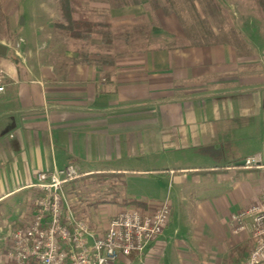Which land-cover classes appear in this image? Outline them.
Masks as SVG:
<instances>
[{
  "label": "crops",
  "instance_id": "obj_1",
  "mask_svg": "<svg viewBox=\"0 0 264 264\" xmlns=\"http://www.w3.org/2000/svg\"><path fill=\"white\" fill-rule=\"evenodd\" d=\"M109 13L107 22L117 23ZM177 22L152 26L140 50L97 57L58 41L22 49L0 41L3 235L32 214L37 173L73 163L80 176L65 191L96 234L125 205L150 210L163 200L149 196L154 191H129L128 178L167 182L169 220L127 264H161L171 221L179 236L168 264L245 259L249 227L233 234L229 218L264 189V19H240L227 33L214 30L211 41H193ZM162 30L169 35L155 44ZM249 155L262 166L242 167ZM87 178L100 188L80 196L75 185H88Z\"/></svg>",
  "mask_w": 264,
  "mask_h": 264
},
{
  "label": "rangeland",
  "instance_id": "obj_2",
  "mask_svg": "<svg viewBox=\"0 0 264 264\" xmlns=\"http://www.w3.org/2000/svg\"><path fill=\"white\" fill-rule=\"evenodd\" d=\"M171 3L167 0H81L79 12L99 24L82 37L72 38L61 33L55 25V21L60 18L57 0H0V41L11 45L17 41L20 43L18 49H22L24 45L34 46L38 43L48 45L58 41L65 48L89 51L91 56L97 57L103 50L142 49L146 45L147 35L151 33V27L162 29L161 25L169 21V18L178 21L177 24H181L186 32L192 31L193 41L214 40V30L227 33L230 25L240 19L255 17L264 19V5L260 7L259 0H172ZM111 10L116 13L117 23L114 19L112 23L107 22L113 16L109 13ZM77 16V13H73V17ZM20 19L22 23H19ZM157 33H160V37L154 38L155 44L163 40L161 37L169 35L164 30ZM19 38H22V41H19ZM86 183L88 185L83 182L75 185L80 196L88 193L90 189L93 192L100 188L96 180L87 178ZM99 184L107 187L108 182ZM124 184L121 182V185ZM126 186L129 191H154L155 195L149 196L162 199L166 197L172 201L170 190L167 193V182L163 179L152 183L140 179L132 184L128 178ZM175 223L171 221L161 237L164 243L166 240L168 242L158 255V262L161 264H168L171 260L173 241L179 236L174 235ZM3 233L4 230L0 228L1 260L8 245L7 233L5 235ZM131 260L134 261L135 258ZM119 262L129 263L123 258L118 264Z\"/></svg>",
  "mask_w": 264,
  "mask_h": 264
},
{
  "label": "built area",
  "instance_id": "obj_3",
  "mask_svg": "<svg viewBox=\"0 0 264 264\" xmlns=\"http://www.w3.org/2000/svg\"><path fill=\"white\" fill-rule=\"evenodd\" d=\"M240 165L262 166L256 155L245 157ZM79 176L73 163L37 173L32 214L7 233L2 255L6 264H116L142 253L161 234L171 211L166 197L150 210L125 205L101 233H94L86 217L74 214L65 191L66 183ZM229 226L233 234L249 227L251 246L239 264H264V189L257 202L230 215Z\"/></svg>",
  "mask_w": 264,
  "mask_h": 264
},
{
  "label": "trees",
  "instance_id": "obj_4",
  "mask_svg": "<svg viewBox=\"0 0 264 264\" xmlns=\"http://www.w3.org/2000/svg\"><path fill=\"white\" fill-rule=\"evenodd\" d=\"M167 1L169 3L172 2V0ZM259 2L260 7H263L264 0H259ZM57 4L60 18L55 21V25L59 28L61 33L69 37L80 38L84 34L91 32L93 28L99 24L90 20L85 14L79 12L81 0H57ZM73 13H77L78 16L73 17ZM134 203L136 202L134 201Z\"/></svg>",
  "mask_w": 264,
  "mask_h": 264
},
{
  "label": "water",
  "instance_id": "obj_5",
  "mask_svg": "<svg viewBox=\"0 0 264 264\" xmlns=\"http://www.w3.org/2000/svg\"><path fill=\"white\" fill-rule=\"evenodd\" d=\"M19 23H22V19L19 20ZM6 51V47L4 44L0 43V54H4ZM241 164V163H240Z\"/></svg>",
  "mask_w": 264,
  "mask_h": 264
}]
</instances>
